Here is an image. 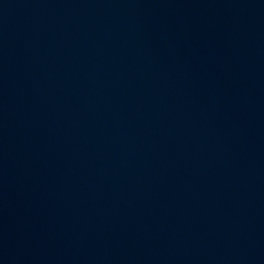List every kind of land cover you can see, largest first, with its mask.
I'll list each match as a JSON object with an SVG mask.
<instances>
[{
    "label": "water",
    "instance_id": "water-1",
    "mask_svg": "<svg viewBox=\"0 0 264 264\" xmlns=\"http://www.w3.org/2000/svg\"><path fill=\"white\" fill-rule=\"evenodd\" d=\"M0 264H264V0H0Z\"/></svg>",
    "mask_w": 264,
    "mask_h": 264
}]
</instances>
